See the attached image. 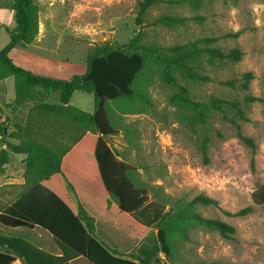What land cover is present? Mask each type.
<instances>
[{"label": "rangeland", "instance_id": "374dc122", "mask_svg": "<svg viewBox=\"0 0 264 264\" xmlns=\"http://www.w3.org/2000/svg\"><path fill=\"white\" fill-rule=\"evenodd\" d=\"M14 1L0 0V50L16 27ZM139 1L34 3L40 10L41 28L47 29L48 23L52 26L47 49L55 51L58 60L69 59L80 67L85 66L94 47L106 43L122 47L138 35L145 46L168 49L196 44L226 52L237 48L244 53L238 63L216 66L203 57L198 70L210 81L191 82L175 71L177 85H172L162 79L158 67L150 69L143 77L148 101L141 111L125 114L123 105L109 104V117L117 134L107 138L119 158L135 166L137 183L148 191L150 205L139 217L152 218L158 213L174 216L182 211V204L203 194L216 205L196 206L194 211L204 218L221 220L236 232L225 237L197 224H185L182 232L187 237L173 236L171 255L165 256L157 230L152 228L143 240L123 221L113 222L108 212L96 205L90 212L97 218V235L120 251L138 248L147 264H264V206L252 199L264 184V0H202L198 9L184 0H162L149 8L142 24L137 25ZM162 16L180 19L181 23L156 25ZM238 32H242L238 38L228 37ZM211 39L215 41H208ZM248 73L251 79L246 77ZM14 85L13 78L0 81V130L4 131L0 161L7 158L0 170V206L19 195L24 181V156L12 153L7 145L14 142L9 139L14 128L9 120L18 114ZM178 86L187 88L193 102L208 103L217 98L235 103L238 109L224 104L222 111L213 110L206 116L205 124L196 122L193 112L178 99ZM254 98L259 100L252 101ZM48 101L59 103L58 93H52ZM71 103L86 112L94 108L93 95L83 92H75ZM19 112L16 116L24 117L23 110ZM239 132L251 138L254 147L244 144L237 137ZM206 138L204 156L200 143ZM249 206L254 209L252 213L237 215ZM12 233L29 235L25 230ZM74 264L90 263L80 258Z\"/></svg>", "mask_w": 264, "mask_h": 264}, {"label": "trees", "instance_id": "16d2710c", "mask_svg": "<svg viewBox=\"0 0 264 264\" xmlns=\"http://www.w3.org/2000/svg\"><path fill=\"white\" fill-rule=\"evenodd\" d=\"M160 2L162 0H140L137 25L142 24L149 8ZM185 2L195 9L202 5V0ZM12 9L16 27L9 33V42L0 50V81L14 79L17 110L31 102L34 104L27 108L26 117L13 116L9 120L14 126L9 139L14 142L7 145L12 153L24 156L25 169L22 191L9 204L0 206V264H12L16 258L23 264H71L80 258L90 264H147L138 257L137 248L128 253L120 252L98 237L97 218L90 212V207L96 205L106 210L113 222L123 221L143 236V240L152 228L157 230L156 237L165 256L171 255L173 236L187 237L182 232L185 224H197L225 237L235 234L233 226L204 218L194 211L196 206L216 205L215 200L203 194L182 204V211L174 216L158 213L152 218L139 217L150 205L148 191L137 183L135 166L120 159L107 138L117 134L109 117V104L123 105L125 114L141 111L148 101L143 77L150 69L158 67L162 70V79L172 85H177L175 71L191 82L210 81L198 70L203 57L209 65L216 66L238 63L244 53L237 48L226 52L196 44L168 49L145 46L138 35L122 47L109 43L94 47L86 59L83 75L69 79L46 77L15 64L10 57L13 49L27 48L36 40L39 7L34 0H15ZM178 23L180 19L162 16L156 25ZM241 33L228 37L238 38ZM246 77L251 79L252 74ZM178 87V99L193 112L196 122L205 124L206 116L213 110L222 111L224 104L238 109L235 103L217 98L208 103L193 102L187 88ZM75 92L93 95L92 113L70 104ZM52 93H58L59 103L48 101ZM35 94H39L37 98ZM3 134L0 130V137ZM237 137L254 147L253 140L241 132ZM207 139L200 143L204 156H207ZM6 162L7 158L0 161V170ZM252 199L256 205L264 206V184L252 194ZM253 210L249 206L237 215L245 216ZM5 229H36L46 233L58 253L43 249L28 237L9 234Z\"/></svg>", "mask_w": 264, "mask_h": 264}, {"label": "crops", "instance_id": "0c3cea01", "mask_svg": "<svg viewBox=\"0 0 264 264\" xmlns=\"http://www.w3.org/2000/svg\"><path fill=\"white\" fill-rule=\"evenodd\" d=\"M51 28L52 26L50 27L49 23H48L47 29L45 28L44 30L41 28V25H39V35L37 36L36 40L31 45H29L27 48H24V49L15 48L10 52V57L12 58L13 62L19 66H22L32 71L33 73L37 75L46 76V77L69 79L73 75H83L86 72V64L85 66L80 67V66H77L76 63L71 62L69 59H65V60L59 59L58 60L56 57H54V55L56 54L55 51L50 52L47 49L46 47V45L48 44L47 38L50 34ZM6 33L8 34L7 31ZM70 104L73 105L72 103ZM26 109H27L26 107L22 109L24 117H26L27 115ZM19 111L21 110L19 109L18 114L16 113L15 116L19 115L20 113ZM92 112L93 111H90L89 113H92ZM23 183L24 181L22 182V184ZM22 230L23 229H20V230L5 229L4 231H6L9 234L16 235L12 233V231H22ZM27 233L29 234L28 235V238H30L29 240L33 241L38 246L42 247L43 249L47 251L58 253L56 247L54 246L52 238L48 234L44 233L48 237H50L51 241L47 238L44 239L43 234L41 233V231L39 233V230L35 229L33 231H27ZM96 234H97V231H96ZM112 249H116V248H112ZM133 249L134 248L128 251H125V252L120 251L119 249L117 250H119L120 252L128 253L132 251ZM137 250L138 248L136 249V253L138 257L142 259V257L139 255ZM75 261L71 262V264H74Z\"/></svg>", "mask_w": 264, "mask_h": 264}, {"label": "built area", "instance_id": "2783aa9c", "mask_svg": "<svg viewBox=\"0 0 264 264\" xmlns=\"http://www.w3.org/2000/svg\"><path fill=\"white\" fill-rule=\"evenodd\" d=\"M12 264H23V262L19 259V258H16Z\"/></svg>", "mask_w": 264, "mask_h": 264}]
</instances>
